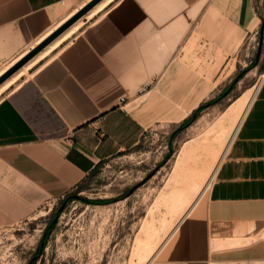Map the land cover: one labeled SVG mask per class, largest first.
Returning <instances> with one entry per match:
<instances>
[{
  "label": "crops",
  "instance_id": "obj_1",
  "mask_svg": "<svg viewBox=\"0 0 264 264\" xmlns=\"http://www.w3.org/2000/svg\"><path fill=\"white\" fill-rule=\"evenodd\" d=\"M92 1L0 0V76ZM251 2L101 0L2 83L0 230L34 220L152 130L188 119L198 23L215 15L238 45L257 25ZM226 153L150 264L264 260V80Z\"/></svg>",
  "mask_w": 264,
  "mask_h": 264
},
{
  "label": "rangeland",
  "instance_id": "obj_2",
  "mask_svg": "<svg viewBox=\"0 0 264 264\" xmlns=\"http://www.w3.org/2000/svg\"><path fill=\"white\" fill-rule=\"evenodd\" d=\"M251 1L257 25L238 45L223 38L215 15L198 23L190 117L152 130L34 220L0 230V264H146L156 257L208 192L264 80V0Z\"/></svg>",
  "mask_w": 264,
  "mask_h": 264
},
{
  "label": "water",
  "instance_id": "obj_3",
  "mask_svg": "<svg viewBox=\"0 0 264 264\" xmlns=\"http://www.w3.org/2000/svg\"><path fill=\"white\" fill-rule=\"evenodd\" d=\"M101 0H93L84 9H82L78 14H76L71 20L64 24L59 30H57L53 35L43 41L39 46L32 50L27 56L15 64L10 70L5 74L0 76V85L4 83L10 76H12L18 69H20L24 64H26L30 59L47 47L54 39H56L60 34H62L68 27L75 23L78 19L84 16L89 10H91L95 5H97Z\"/></svg>",
  "mask_w": 264,
  "mask_h": 264
},
{
  "label": "bare ground",
  "instance_id": "obj_4",
  "mask_svg": "<svg viewBox=\"0 0 264 264\" xmlns=\"http://www.w3.org/2000/svg\"><path fill=\"white\" fill-rule=\"evenodd\" d=\"M5 83H6V82H5ZM259 85H260V84H259ZM259 85H258V86H259ZM3 86H4V84H3ZM258 86H257V88H255V93L257 92ZM4 87H5V86H4ZM1 88H2V87H1ZM1 88H0V90H1ZM4 89H5V88H4ZM2 91H3V90H2ZM251 91H252V89H251ZM251 102H252V99L250 100L248 107L250 106ZM247 110H248V108H247ZM247 110L245 111V113H244V115H243V118H242L241 122L239 123V125L237 126V128L235 129V131L233 132V134H232V136H231V138H230V140H229V142H228V144H227V147H226V150H225L226 152L228 151V149H229V147H230L232 141L234 140V138H235V136H236V133H237V131H238V129H239V127H240V125H241V123H242L244 117H245V114H246ZM220 164H221V162L218 163V165H217V167H216L214 173H213L212 176L210 177V179H209L207 185L205 186V189L210 188V186H211V182H212V180L214 179V177H215V175H216V173H217V170H218ZM202 195H203V192H202L201 195L199 196L198 200L200 199V197H201ZM198 200H197V201H198ZM191 208H192V207H191ZM189 212H190V210H189ZM188 214H189V213H188ZM185 218H186V217H185ZM183 221H184V220H182V221L179 223L178 227L181 225V223H182ZM178 227H177V228H178ZM172 235H173V234H172ZM172 235L170 236V238L172 237ZM170 238H168L167 241H168ZM167 241H166L165 243H163V245L160 247L159 251H160L161 248L167 243ZM159 251H158V252H159ZM157 254H158V253H157ZM157 254H156V255H157ZM154 256H155V255H154ZM149 260H150V261H149L148 263H146V264H150V263L154 260V258H153V259H149Z\"/></svg>",
  "mask_w": 264,
  "mask_h": 264
},
{
  "label": "built area",
  "instance_id": "obj_5",
  "mask_svg": "<svg viewBox=\"0 0 264 264\" xmlns=\"http://www.w3.org/2000/svg\"><path fill=\"white\" fill-rule=\"evenodd\" d=\"M122 102H123V100H122ZM219 264H264V260L235 262V263H219Z\"/></svg>",
  "mask_w": 264,
  "mask_h": 264
},
{
  "label": "trees",
  "instance_id": "obj_6",
  "mask_svg": "<svg viewBox=\"0 0 264 264\" xmlns=\"http://www.w3.org/2000/svg\"><path fill=\"white\" fill-rule=\"evenodd\" d=\"M200 109H201V108H198V109H197V110H196V111H195L193 114H194V115H196V114H197V112H198ZM192 118H193V117H191V118L189 119V121H191V120H192ZM46 234H47V232H46Z\"/></svg>",
  "mask_w": 264,
  "mask_h": 264
}]
</instances>
